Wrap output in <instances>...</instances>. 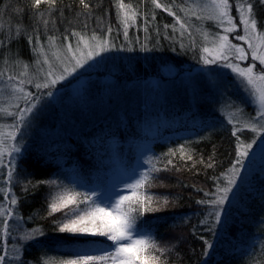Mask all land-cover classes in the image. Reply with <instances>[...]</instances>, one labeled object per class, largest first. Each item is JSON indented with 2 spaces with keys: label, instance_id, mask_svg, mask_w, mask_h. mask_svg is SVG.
I'll use <instances>...</instances> for the list:
<instances>
[{
  "label": "trees",
  "instance_id": "trees-1",
  "mask_svg": "<svg viewBox=\"0 0 264 264\" xmlns=\"http://www.w3.org/2000/svg\"><path fill=\"white\" fill-rule=\"evenodd\" d=\"M89 3L92 6L91 16L85 17L81 15L79 0H61L59 11L53 13L55 24H49L45 28L37 23V10L31 8V0L0 2V10L6 6L24 9L23 15L17 16L9 8L8 14L0 18V23L7 29L9 24L14 27L19 21L26 28V33L14 38L6 49L11 53H18L27 61L32 56L27 34L32 33L34 28L39 29L34 34L35 43L36 37L39 41H45L51 35L62 37L68 30L90 35L89 31L94 29L99 32L106 23L119 39L120 45L135 49L123 50L131 73L126 74L124 80L119 76L114 80V88L118 91L114 90L109 96L106 87L97 85L84 95L80 102L84 107L83 112H87L88 116L82 113L74 115L76 123H82L77 134H67L60 139H42V142H35L26 147V151L22 150L18 157L12 190L19 204L13 207L23 219L19 224L15 220L9 221L12 235L7 241L9 249L13 244L21 248V262L17 264H43V261L50 257L72 255L71 248L82 242L81 239L55 231L53 221L62 218V213L47 215V204L52 189L47 184L36 187L32 185H36L38 181L57 179L84 189L101 188L109 177L106 151L111 141L117 140L121 143L118 158L123 170L128 173L134 160V152L128 146L129 138L149 142L157 151L167 150V136L188 131L197 132L206 124V118L209 116L206 110L208 107L204 103L199 108H192L177 102L173 106L167 105L165 109L159 108L149 117L145 112L137 118L127 117L122 108L124 104L129 103L125 100L126 94H123L122 84H130L136 77L155 74L167 67L199 65L201 46L211 47L212 33L222 31L221 28H216L211 21H200L191 16V25H195L190 27L192 38L196 41L193 45L187 34L180 37L178 31L164 28L166 24L175 23V18L163 8H155L151 0H124L126 5L131 4L138 12L135 21L129 23L128 36L125 38L124 25L120 19L123 11L118 9L117 0H89ZM160 3L167 6L171 0H160ZM176 3L180 4L181 0H176ZM44 7L41 5V9ZM172 11L183 18V13L177 8L174 7ZM237 11L233 6L231 13L234 18L237 17ZM145 18L149 21L147 34L144 32ZM85 20L87 28L83 27ZM201 26L209 33L207 40L196 31V27ZM181 40L185 44L184 48L180 47ZM145 42L151 51L140 50V45ZM132 73L134 76L131 77ZM227 95L241 101V95L234 91L233 85H229ZM57 108L59 112L61 107ZM108 109L110 110L107 112ZM243 109L245 113L254 114V107L250 105ZM231 129L232 125L229 124L226 129H217L203 139H192L184 159L179 155L172 158L175 167L169 165L170 170L153 173L155 179L147 192L156 199L167 198L170 204L161 211L145 213L138 227L152 234L162 246L169 248V264H264V160L261 159V152L256 154L259 142L254 145L253 159L245 161L247 170L242 173L244 183L237 199L231 206H226L230 215L225 225L218 229V235L212 237L210 233L203 231V225H199L205 214V206L196 202L205 198L204 192L214 191L213 177L220 175L234 163L235 137L231 135ZM252 136L253 133L245 130L242 138L250 140ZM187 155H191L192 159L188 160ZM210 156L215 162V167L212 168L206 167ZM201 159L205 163H199ZM2 181L3 178L0 177V187L4 186ZM25 185H28L27 192L24 191ZM2 199L3 194H0V201ZM152 206L158 207L156 203ZM194 225L198 226L196 234L192 232ZM35 228H42L46 235L30 241L21 239L25 231ZM200 235L214 243V249L208 250L207 256L203 254L206 249L199 239ZM107 244L111 245V242L107 241Z\"/></svg>",
  "mask_w": 264,
  "mask_h": 264
},
{
  "label": "snow or ice",
  "instance_id": "snow-or-ice-1",
  "mask_svg": "<svg viewBox=\"0 0 264 264\" xmlns=\"http://www.w3.org/2000/svg\"><path fill=\"white\" fill-rule=\"evenodd\" d=\"M2 2V0H0ZM61 0H31V8L37 10V23L42 24L45 28L49 24H55L52 19L53 13L59 11ZM155 8H163L175 18L172 25H164L165 29L171 28L174 32H179L180 37L188 35L190 42L195 45L196 41L192 38L190 27L191 16H195L200 21H212L216 28H221L223 32H214L212 46H201L203 52L202 63L204 65L218 64L222 67L230 68L239 78V84L252 99L256 108L254 114L245 113L243 108L236 107L233 110V104L226 102L225 107L229 109L225 113L228 124L232 125L231 135L235 137V157L234 163L230 165L220 175L213 177L214 191L204 192V199L196 203L205 206V214L199 221L203 225V231L210 233L212 237L218 235V229H221L227 217L230 215L226 206H231L232 202L237 199L241 185L244 183L242 173L246 171L245 161L253 159L255 151L254 145L257 142L264 143V16L260 18L257 31L258 21L257 14L261 8H264V0H193L192 4H187V0H181L180 4L176 0H171L167 6L160 3V0H151ZM82 12L81 15L90 17L92 6L89 0H79ZM41 5L45 7L41 9ZM239 12L238 19L242 25V35H235L233 39L247 43L246 50L244 46L232 43L229 39V33L236 31L240 25L235 23L230 13L233 8ZM254 6L256 11L254 12ZM118 9L123 11L120 17L124 25V36L127 38V28L130 22H134L138 12L131 4L126 5L124 0H117ZM177 8L183 13V18L172 11ZM11 8L12 13L22 16L24 9L14 6H6L0 10V18L8 14ZM62 15V13H61ZM152 19H155L154 13ZM188 21L187 23L185 21ZM149 21L144 20V32L148 33ZM178 25V27H177ZM83 27L87 28L86 20L83 21ZM39 29L34 28L32 33L27 34V40L31 46V51L36 55L34 62L36 71L43 74L42 80L34 83L36 92L29 91L25 88L26 84H32L33 79L30 76V65L19 58L13 59L4 57L0 51V59H3L5 70H0V79L5 80L4 87L0 88V94L7 91L6 104H0V116L12 118L13 123L8 125L11 131H4L0 126V177L3 178V185L0 187V194L3 199L0 201V264H17L21 262V248L13 244L11 249L8 246V239L11 237L10 220H15L17 224L23 219L13 206L19 204V200L12 190L15 180L16 162L22 152V146L17 143V136L29 127L34 113H37L38 106L45 97H52V89L68 76L76 73L77 69L83 68L89 60L105 51L124 50L134 51V48H126L123 45L117 46L113 41L107 38L111 33V28H106V34L100 35L96 30H91V34L68 30L63 35V40L56 35L47 37V43L40 42L34 34ZM159 34V29H156ZM202 37L207 40L208 31L203 27H196ZM26 33V28L17 21L16 25L9 24L4 28L0 23V49H6L12 43L14 38L20 37ZM69 37H76L73 44ZM255 42V43H254ZM180 47L184 48L185 44L180 41ZM141 51H151L147 42L140 45ZM175 51V49H173ZM51 54V56L49 55ZM251 57V63L246 67H241L236 61H247ZM259 64V67L257 65ZM47 65V68L43 66ZM57 65L60 71L57 74ZM69 65L71 68L69 69ZM21 68L19 72L14 71ZM35 76V74H32ZM42 89L48 91L42 92ZM245 130L253 133L249 139L242 138ZM26 151V149H25ZM180 154V158H185L184 146L179 149H170L165 154L168 157H174ZM188 160L192 159L187 155ZM261 159L264 160V149H261ZM146 163L151 167L148 171L139 174V178L132 183H126L124 187L129 190L130 194L114 195L107 201L97 198L96 192H79L74 187H68L57 179H48L38 181L33 187L40 184H47L52 191L50 192L47 215L54 216L62 213V218L53 221L55 231L58 233H67L77 239L84 238L82 243L74 247L72 255L67 259L48 258L43 264H169L167 253L168 247L162 246L152 234L143 231L138 227V222L147 212H157L169 206L167 198L162 200L148 195L147 189L152 186L155 179L153 173L168 171L169 165L173 164L172 159L161 161L159 157L149 158ZM205 163L203 159L198 161ZM157 163H162V167H156ZM206 167H215L213 157H209ZM264 171V168H262ZM31 184V182H29ZM24 191H28V185H25ZM198 191H204L198 189ZM156 203L158 207H153ZM198 226L192 228L193 234H196ZM46 233L42 228L25 231L21 236L24 241L34 240L38 236H45ZM89 237H103L104 242ZM199 239L205 246V256L209 254L208 250L214 249L212 240L205 239L203 235ZM110 241L109 246L106 242Z\"/></svg>",
  "mask_w": 264,
  "mask_h": 264
},
{
  "label": "rangeland",
  "instance_id": "rangeland-1",
  "mask_svg": "<svg viewBox=\"0 0 264 264\" xmlns=\"http://www.w3.org/2000/svg\"><path fill=\"white\" fill-rule=\"evenodd\" d=\"M187 2L192 4L193 0H187ZM230 14L232 15V13ZM236 15L237 19L235 20V23L240 25L238 11ZM262 16H264V8H261L257 14V19H259L258 23ZM107 27L106 23L103 24L100 31L97 33L105 35ZM261 30L262 29L258 24L257 31ZM89 32L91 34V31ZM220 32L222 33L223 30ZM242 34V25H240L236 31L229 33L228 35L232 43L240 44L241 46H244L246 50L250 51L247 49L246 42L233 39L235 35ZM60 38L62 41L63 36ZM107 38L113 41L117 46H120L119 39L112 31ZM76 39V37H69V40L73 44H75ZM40 42L46 44L47 39ZM3 55L4 57H10L13 59L19 58L23 62L30 65V76L28 78H32L33 83L26 84L25 88L29 91L36 92L37 90L34 87V83L37 80H42L43 78V74L37 72L35 68L34 62L36 60V55L32 52V56L29 61L19 56L18 53H11L8 49L3 51ZM49 55L51 56L50 53ZM203 55L204 54L201 51L199 65H194L192 67L185 66L183 68L167 67L161 69L155 74L141 77L139 76L136 77V79L133 77L134 79L131 80L130 84H122V89L124 90L123 94H126L125 100L129 103L124 104L122 108L123 112H126L127 117L133 116L137 118L142 112H145L149 117L152 116L159 108L165 109L167 105L172 104L173 106V104L177 102L192 108H199V106L204 103L208 107L206 110H208L210 117L207 116V122L202 129L197 132L188 131L167 136V141L165 142L167 144V150L159 151L152 148V144L150 145L149 142L129 138L128 146L134 152V160L132 161V168H130L128 173L124 171L125 169L123 170L122 165L120 164V159L118 158L121 143L117 140L111 141V144L106 151V162L109 166L107 173L109 177L103 187L92 188L90 190L80 188L75 184H63L68 187H74L75 190L79 192H90L94 190L97 194V198L102 201H107L118 193L130 194L129 190H127L124 185L126 183L134 182L139 178L140 173L149 170L151 165L145 162L149 158L159 157L162 162L167 159H172L175 156L168 157L165 154L169 153L170 149H179L181 146H184L185 154H187L190 149L189 144L192 142V139H203V137H207L211 132L217 129H226L229 125L225 118V113L229 110L225 107L226 102H231L233 104V110L236 107L244 108L246 105H250L255 109V102L250 99L244 88L240 86L239 78L235 75V73H233L230 68L222 67L218 64L204 65L202 63ZM124 57L123 50L102 52L95 56L94 59L89 60L83 68L77 69L76 73L68 76L65 80L59 81L52 89L53 96L42 99L41 104L38 106L37 113H34L31 119L30 126L25 128L22 133L17 136L16 142L22 146V150L30 146L32 143L42 142V139L45 138L52 140L64 138L67 134H77L82 123H76L77 119L74 118V115H80L81 113L85 115L87 114V112H83L84 107L80 101L90 89L96 87L97 85L106 87V92L109 93V96H111L112 92H115L114 90L118 91L114 88V80H116L117 76L124 80V76L131 73L129 64L126 63ZM233 62L240 64L241 67H246L249 63H251V57H249V60L247 61L233 60ZM257 65L259 67L258 62ZM6 67L7 66L3 63V59H0V70H5ZM43 67L47 68V65H44ZM56 67L57 74H59V65ZM70 68L71 65H69V69ZM21 70V68H16L14 71L19 72ZM33 73L35 76L32 75ZM132 76H134V73L131 74V77ZM5 82V80L0 79V88L4 87ZM115 84L118 83L115 82ZM229 85H233L234 91L239 94V96L241 95V101L227 95ZM41 91L46 93L48 89H42ZM6 96L7 91L0 94V104L7 103ZM196 99H199V101ZM245 102L246 104H242ZM106 105H108V100ZM57 107H61L59 110L61 114L59 115ZM109 110L110 109H108L107 112ZM103 112H105L104 109ZM70 116H73V118H69ZM12 123V118L0 116V126H4V131H11L12 129L8 128V125ZM261 149H264V143H260L256 154H259ZM177 155L180 156L179 153H177ZM159 165H162V163H157L156 167H159ZM148 195L150 194L148 193ZM143 217L144 215L142 218ZM64 235L72 237L67 233H64ZM79 239L83 242L84 238ZM87 239H95L100 242L105 241V238L103 237H89ZM70 256L71 255H62L60 257L53 258L67 259L70 258Z\"/></svg>",
  "mask_w": 264,
  "mask_h": 264
}]
</instances>
